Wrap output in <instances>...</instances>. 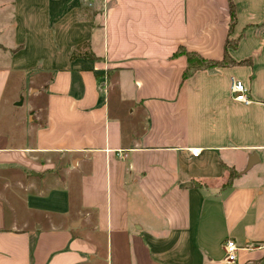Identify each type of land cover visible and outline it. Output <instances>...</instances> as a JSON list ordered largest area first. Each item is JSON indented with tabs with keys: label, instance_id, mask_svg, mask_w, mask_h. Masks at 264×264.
Instances as JSON below:
<instances>
[{
	"label": "crops",
	"instance_id": "0c3cea01",
	"mask_svg": "<svg viewBox=\"0 0 264 264\" xmlns=\"http://www.w3.org/2000/svg\"><path fill=\"white\" fill-rule=\"evenodd\" d=\"M233 3L0 0V264H264V0Z\"/></svg>",
	"mask_w": 264,
	"mask_h": 264
},
{
	"label": "trees",
	"instance_id": "16d2710c",
	"mask_svg": "<svg viewBox=\"0 0 264 264\" xmlns=\"http://www.w3.org/2000/svg\"><path fill=\"white\" fill-rule=\"evenodd\" d=\"M228 5L230 12V28H231V25L235 21V10H234L233 0H228ZM231 42L232 41H230L229 38L226 40L224 47V55L220 60L206 59L194 51H188L183 46H179L176 52L174 53V55L183 54L185 55L187 61L186 67L184 68L182 74V78L183 79L187 78L198 69L221 67L232 63L235 64L236 62L230 59V57L227 54L228 48L233 46V43ZM73 54L74 52H72L70 57H72ZM225 170L227 173V178L224 183V186L228 185L232 180V178L236 175L235 171L232 168L225 167Z\"/></svg>",
	"mask_w": 264,
	"mask_h": 264
},
{
	"label": "built area",
	"instance_id": "2783aa9c",
	"mask_svg": "<svg viewBox=\"0 0 264 264\" xmlns=\"http://www.w3.org/2000/svg\"><path fill=\"white\" fill-rule=\"evenodd\" d=\"M248 87L244 84L243 81L231 77L230 81V93L236 101L242 102L244 104H249L251 99L248 96ZM192 154L196 155L198 149H191ZM223 249L225 253V261L228 264H231L236 259V251L238 246L232 239H227L223 244Z\"/></svg>",
	"mask_w": 264,
	"mask_h": 264
},
{
	"label": "water",
	"instance_id": "95a60500",
	"mask_svg": "<svg viewBox=\"0 0 264 264\" xmlns=\"http://www.w3.org/2000/svg\"><path fill=\"white\" fill-rule=\"evenodd\" d=\"M257 161H258V156L256 155V153H252L249 156V160H248L246 169H249Z\"/></svg>",
	"mask_w": 264,
	"mask_h": 264
}]
</instances>
